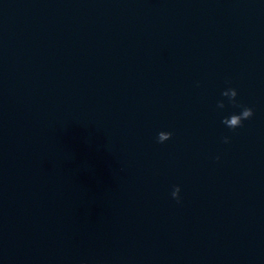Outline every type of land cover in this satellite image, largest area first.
<instances>
[{
    "label": "water",
    "instance_id": "water-1",
    "mask_svg": "<svg viewBox=\"0 0 264 264\" xmlns=\"http://www.w3.org/2000/svg\"><path fill=\"white\" fill-rule=\"evenodd\" d=\"M0 264H264V0H0Z\"/></svg>",
    "mask_w": 264,
    "mask_h": 264
},
{
    "label": "clouds",
    "instance_id": "clouds-1",
    "mask_svg": "<svg viewBox=\"0 0 264 264\" xmlns=\"http://www.w3.org/2000/svg\"><path fill=\"white\" fill-rule=\"evenodd\" d=\"M223 96L228 97L229 100L232 103H235V98L237 96V91L235 89H228L222 93ZM219 107L223 108L224 104L221 102L218 105ZM254 115L252 108L249 107H243V110L239 114H232L230 117H225L222 120V123L225 124L230 129H236L238 127L242 126V122L244 120L250 119ZM172 136L171 132H164L161 131L158 133V142L163 143L166 140H169ZM225 143H228L229 140L227 137H225ZM218 159V158H217ZM180 187L176 186L172 192V197L177 200V202L180 201Z\"/></svg>",
    "mask_w": 264,
    "mask_h": 264
}]
</instances>
